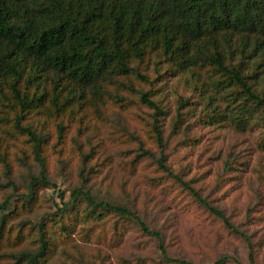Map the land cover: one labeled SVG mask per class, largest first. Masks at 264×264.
Returning <instances> with one entry per match:
<instances>
[{
  "label": "rangeland",
  "instance_id": "rangeland-1",
  "mask_svg": "<svg viewBox=\"0 0 264 264\" xmlns=\"http://www.w3.org/2000/svg\"><path fill=\"white\" fill-rule=\"evenodd\" d=\"M156 61L147 57L139 64L149 81L131 76L111 85L101 114L88 91L74 104V114L28 115L25 123L43 141L44 167L33 142L15 129L12 111L0 106V204L10 199L7 227H13V237L18 230L26 237L19 246L14 240L3 245L0 259H6L2 253L38 248L43 229L51 251L42 264H169L161 243L169 257L194 264H214L224 256L225 264H252L251 250L255 264H264V122L240 130L214 120L213 108L233 106L232 90L217 91L209 79L212 69L198 77ZM143 92L164 109L158 125L165 163L249 236L252 249L160 166L156 110L141 102ZM41 176L50 184H38L29 194L31 180ZM77 188L132 209L162 240L116 215L102 221L82 217L70 226L73 231H64L55 222ZM85 207L79 204V212Z\"/></svg>",
  "mask_w": 264,
  "mask_h": 264
},
{
  "label": "trees",
  "instance_id": "trees-1",
  "mask_svg": "<svg viewBox=\"0 0 264 264\" xmlns=\"http://www.w3.org/2000/svg\"><path fill=\"white\" fill-rule=\"evenodd\" d=\"M153 56L156 64L173 65L176 73L199 77L207 73V66L212 69L209 79L217 91L232 90L233 106L227 111L213 108L214 120H227L240 130L264 122V88L260 87L264 83V0H0V106L14 114L2 118L13 119L15 129L28 136L36 161L44 167L43 141L25 123L27 116L43 110L54 117L74 114V104L86 98L88 91L97 98L96 113L101 114L100 104L111 85L131 76L149 81L139 64ZM140 100L156 110L153 125L161 147L160 166L228 228L242 235L252 249L249 236L165 163L158 125L164 109L149 92H143ZM59 127L63 134L65 127ZM38 184L50 182L45 176L34 177L29 194ZM81 203L86 204L83 215ZM0 211V248L12 240L14 246L23 244L22 230L13 237V227H7L10 199L0 204ZM60 211L55 223L64 231L82 217L102 221L116 215L162 240V234L132 209L98 200L83 188L75 189ZM39 233L38 248L2 253L6 259H0V264H42L51 251V241L45 230ZM160 248L166 263L194 264L169 257L162 243ZM228 258L214 264H225ZM250 261L255 264L253 250Z\"/></svg>",
  "mask_w": 264,
  "mask_h": 264
}]
</instances>
